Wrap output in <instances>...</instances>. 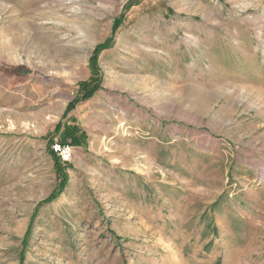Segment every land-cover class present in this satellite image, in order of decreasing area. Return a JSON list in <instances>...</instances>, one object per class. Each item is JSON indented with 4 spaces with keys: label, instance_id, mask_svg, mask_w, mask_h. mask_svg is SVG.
<instances>
[{
    "label": "rangeland",
    "instance_id": "obj_1",
    "mask_svg": "<svg viewBox=\"0 0 264 264\" xmlns=\"http://www.w3.org/2000/svg\"><path fill=\"white\" fill-rule=\"evenodd\" d=\"M0 264H264V0H0Z\"/></svg>",
    "mask_w": 264,
    "mask_h": 264
},
{
    "label": "trees",
    "instance_id": "obj_2",
    "mask_svg": "<svg viewBox=\"0 0 264 264\" xmlns=\"http://www.w3.org/2000/svg\"><path fill=\"white\" fill-rule=\"evenodd\" d=\"M108 46H109V42L105 43L104 45L98 46L96 48L95 53L92 58V61L94 64L97 61L98 55ZM95 92H96V88L93 87V84L91 83L81 84L80 85V101L88 100L90 97L94 95ZM77 102L78 101L71 103V105L68 107V111H70L73 108V105L76 104ZM57 131H60V129H58ZM63 138H66V139L69 138V140L71 141V144L69 145H72V146H77L80 143L77 140L78 137H77L75 128H71L67 130L66 132H64ZM65 185H66L65 180H63L60 190L54 193L47 202L57 199L61 195V193L64 191Z\"/></svg>",
    "mask_w": 264,
    "mask_h": 264
},
{
    "label": "built area",
    "instance_id": "obj_3",
    "mask_svg": "<svg viewBox=\"0 0 264 264\" xmlns=\"http://www.w3.org/2000/svg\"><path fill=\"white\" fill-rule=\"evenodd\" d=\"M54 149L58 152L64 160H69L70 150L67 147L61 146L60 144H55Z\"/></svg>",
    "mask_w": 264,
    "mask_h": 264
},
{
    "label": "bare ground",
    "instance_id": "obj_4",
    "mask_svg": "<svg viewBox=\"0 0 264 264\" xmlns=\"http://www.w3.org/2000/svg\"><path fill=\"white\" fill-rule=\"evenodd\" d=\"M72 0H70V2H71Z\"/></svg>",
    "mask_w": 264,
    "mask_h": 264
}]
</instances>
